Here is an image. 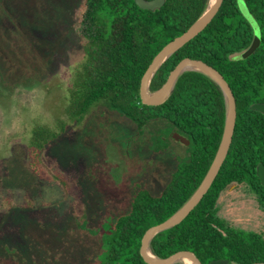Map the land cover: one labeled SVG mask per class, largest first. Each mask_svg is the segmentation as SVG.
<instances>
[{
	"label": "trees",
	"instance_id": "obj_1",
	"mask_svg": "<svg viewBox=\"0 0 264 264\" xmlns=\"http://www.w3.org/2000/svg\"><path fill=\"white\" fill-rule=\"evenodd\" d=\"M210 0H166L156 11L143 10L135 0H82L75 12V33L86 40L85 59L74 71L65 117L55 128L35 125L30 146L45 150L65 133L68 123L81 124L95 106L104 104L130 118L143 133L151 122H163L165 137L153 144L156 152L169 148L173 132L189 141L187 156L160 195L140 190L128 213L120 216L96 264H147L140 254L148 229L165 222L193 197L206 178L220 148L227 119L221 87L208 75L187 71L168 100L158 106L142 103L141 82L155 57L187 32L204 14ZM261 32L260 46L247 58L235 60L251 45L254 32L243 18L238 0H223L212 22L175 52L156 72L152 92L167 82L185 58L201 60L218 70L230 85L237 120L228 156L208 193L179 225L157 234L151 248L160 258L191 251L202 264L264 262V235L227 225L218 217L221 193L245 184L264 211V186L257 168L264 164V115L251 107L264 103V0H244ZM165 143V145H164Z\"/></svg>",
	"mask_w": 264,
	"mask_h": 264
},
{
	"label": "rangeland",
	"instance_id": "obj_2",
	"mask_svg": "<svg viewBox=\"0 0 264 264\" xmlns=\"http://www.w3.org/2000/svg\"><path fill=\"white\" fill-rule=\"evenodd\" d=\"M81 1L0 0V264L99 263L138 191L160 195L187 156L172 140L167 150H153L165 137L163 122L141 134L104 104L81 124L69 122L45 150L30 146L35 125L67 120L68 89L85 59L86 40L74 31ZM238 7L254 38L235 60L261 44L244 0ZM217 207L227 225L264 235V211L247 185L229 186Z\"/></svg>",
	"mask_w": 264,
	"mask_h": 264
},
{
	"label": "water",
	"instance_id": "obj_3",
	"mask_svg": "<svg viewBox=\"0 0 264 264\" xmlns=\"http://www.w3.org/2000/svg\"><path fill=\"white\" fill-rule=\"evenodd\" d=\"M166 0H135V3L138 7L143 10L156 11L161 9ZM209 5L204 12V14L193 24V26L185 32L182 36L177 37L175 40L170 42L164 49L155 57L145 75L143 76L141 82V99L144 105L148 106H158L165 103L168 98L173 93L176 82L179 77L187 71H197L211 77L222 89L226 107H227V119H226V127L224 136L220 145V148L216 154V157L212 163V166L204 179L203 183L193 195V197L181 208L177 213H175L172 217L167 219L165 222L153 226L148 229L142 239V244L140 248V254L143 257L144 261L147 264H184L182 260L184 258H188L193 264H202L199 258L195 253L191 251H179L168 258H160L156 256L151 248V242L153 238L168 229H171L180 223H182L188 215L196 208V206L202 201L204 196L208 193L209 189L213 185L216 180L231 147L233 136L235 132L236 120H237V104L236 99L233 94V91L225 80L223 75L213 68L209 66L205 62L201 60L185 58L183 59L175 69L170 73L167 82L162 86L158 91L152 92L150 90L151 81L156 74V72L160 69V67L180 48H182L185 44L195 38L200 32H202L214 19V17L219 12L223 0H216V3L212 8ZM190 67H201L203 70H193ZM150 93H157V96L153 99L150 97ZM253 110H256L264 115V103L259 102L255 103L251 107ZM172 138L183 145H189L190 141L181 135L178 132L172 133ZM257 175L264 186V164L260 163L257 168ZM149 252L153 254L157 259L151 260L149 258ZM254 264H264V262H257Z\"/></svg>",
	"mask_w": 264,
	"mask_h": 264
},
{
	"label": "bare ground",
	"instance_id": "obj_4",
	"mask_svg": "<svg viewBox=\"0 0 264 264\" xmlns=\"http://www.w3.org/2000/svg\"><path fill=\"white\" fill-rule=\"evenodd\" d=\"M216 3V0H211L210 2V8H212L214 6V4ZM190 69H193V70H203L201 67H190ZM157 96V93H150V97L151 99L155 98ZM149 258L151 260H156L157 258L155 256H153L152 253L149 252ZM182 262L184 264H193L188 258H184L182 260Z\"/></svg>",
	"mask_w": 264,
	"mask_h": 264
},
{
	"label": "flooded vegetation",
	"instance_id": "obj_5",
	"mask_svg": "<svg viewBox=\"0 0 264 264\" xmlns=\"http://www.w3.org/2000/svg\"><path fill=\"white\" fill-rule=\"evenodd\" d=\"M7 83V82H6ZM5 86V82L0 80V88ZM15 86V83L11 85V87ZM5 88V87H4ZM6 89V88H5Z\"/></svg>",
	"mask_w": 264,
	"mask_h": 264
}]
</instances>
